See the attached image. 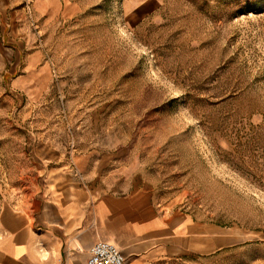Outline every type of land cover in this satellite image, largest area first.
Returning <instances> with one entry per match:
<instances>
[{"label":"rangeland","instance_id":"374dc122","mask_svg":"<svg viewBox=\"0 0 264 264\" xmlns=\"http://www.w3.org/2000/svg\"><path fill=\"white\" fill-rule=\"evenodd\" d=\"M76 155L264 264V0H0V210Z\"/></svg>","mask_w":264,"mask_h":264},{"label":"crops","instance_id":"0c3cea01","mask_svg":"<svg viewBox=\"0 0 264 264\" xmlns=\"http://www.w3.org/2000/svg\"><path fill=\"white\" fill-rule=\"evenodd\" d=\"M89 159L42 169L28 196L3 204L0 264H87L98 242L119 247L126 264H166L221 247L212 222L167 209L131 180L105 181Z\"/></svg>","mask_w":264,"mask_h":264},{"label":"built area","instance_id":"2783aa9c","mask_svg":"<svg viewBox=\"0 0 264 264\" xmlns=\"http://www.w3.org/2000/svg\"><path fill=\"white\" fill-rule=\"evenodd\" d=\"M122 250L109 242H98L88 251L87 264H126Z\"/></svg>","mask_w":264,"mask_h":264}]
</instances>
